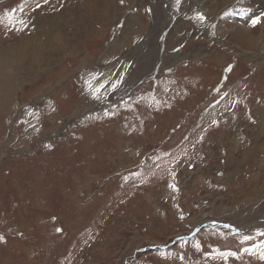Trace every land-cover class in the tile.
<instances>
[{
	"label": "rangeland",
	"instance_id": "1",
	"mask_svg": "<svg viewBox=\"0 0 264 264\" xmlns=\"http://www.w3.org/2000/svg\"><path fill=\"white\" fill-rule=\"evenodd\" d=\"M181 1L0 0V264H264V0Z\"/></svg>",
	"mask_w": 264,
	"mask_h": 264
},
{
	"label": "bare ground",
	"instance_id": "2",
	"mask_svg": "<svg viewBox=\"0 0 264 264\" xmlns=\"http://www.w3.org/2000/svg\"><path fill=\"white\" fill-rule=\"evenodd\" d=\"M50 1V0H49ZM126 2H127V4L129 5L131 2L133 3V0H125ZM162 1V0H161ZM166 1V0H165ZM176 1H178V0H170V2H169V5H170V7H172L174 4H176ZM183 1V0H182ZM181 1V2H182ZM233 0H223V3L224 2H227L228 4L229 3H231ZM96 2H99V0H96ZM103 2V1H102ZM180 2V1H179ZM234 2V1H233ZM258 2H259V0H258ZM260 2H261V0H260ZM45 3V2H44ZM48 3V2H47ZM158 3H159V0H158ZM187 3V2H186ZM217 3H218V0H214V2L212 3V4H214L215 6L217 5ZM99 4V3H98ZM101 4V3H100ZM103 4L106 6V2H103ZM102 4V5H103ZM181 4V3H180ZM196 4H197V6H199V7H197L196 6ZM91 5V4H90ZM184 5V4H183ZM191 5V6H190ZM190 7L189 8H191V14H195V13H199L200 11L201 12H203L202 13V15H203V17H206V21H209V18L213 15V13H212V10H210V9H207V8H205L204 7V4H202V2L200 1H198V0H196L195 2H192V3H190ZM100 6V5H99ZM181 6V5H180ZM229 6V5H228ZM154 7V6H153ZM204 7V8H203ZM153 9V8H152ZM184 9V8H183ZM186 9V8H185ZM184 9V11H185V13H186V10ZM195 9V10H194ZM157 10V8H155L154 7V11H153V17H152V19H150V18H148V16H147V18H146V24H142V23H140V22H138V17L137 16H135L134 14L132 15V16H130V18H131V20H132V26L130 27L129 26V29H128V31H127V33L126 34H124V38L125 39H122V40H120V42L119 41H117L118 43L115 45L114 44V47H113V49H114V51H117V53L118 52H120L121 50H124V48H125V46H127L128 44H131L132 42H134L135 41V39H140V38H145V40H146V38H148L147 36L149 35V31H151L152 32V30H151V28L153 29V32L154 31H157V32H159L160 30H162L163 29V24H162V22H161V17L159 16V14H158V10ZM45 11V10H44ZM48 11V10H47ZM102 11V10H101ZM183 11V12H184ZM52 12H53V10H52ZM173 12V11H172ZM33 13H34V11H33ZM162 14V13H161ZM187 14H189L188 12H187ZM200 14V13H199ZM47 15V14H46ZM65 15V14H64ZM150 15V14H149ZM186 15V14H185ZM185 15H182V18L181 19H179V22H178V25L176 26L177 27V29L178 28H180L181 27V25H182V20H183V16H185ZM124 17V16H123ZM163 17V16H162ZM213 17V16H212ZM193 18V17H192ZM82 19V18H81ZM80 19V20H81ZM83 20V19H82ZM129 20V19H128ZM165 21H167V20H165ZM190 21V20H189ZM33 22V21H32ZM131 22V21H130ZM2 23V22H1ZM63 23H64V21H63ZM63 23L60 25V22H58V31H57V34L55 33L54 35H51L50 36V38H49V40H50V42H49V44L47 45V47H51L52 49L53 48H56V46L59 44V42H58V40H59V37L61 36V34H59L60 33V31H62V29H63ZM82 23V22H81ZM124 23H126V22H124ZM161 23V24H160ZM208 23V22H207ZM177 24V23H176ZM236 24V23H235ZM81 26H83V25H81ZM150 28H149V27ZM210 26V25H209ZM232 26H233V24H232ZM76 28H78V27H76ZM125 28V27H124ZM211 28V27H210ZM233 28H235V32H234V35L236 36V37H242V38H250L249 37V31L244 27V26H241V25H235V26H233ZM89 29V28H88ZM177 29L175 30V31H177ZM6 30V29H5ZM174 30V29H173ZM211 30V29H210ZM126 31V30H125ZM59 34V35H58ZM63 34V33H62ZM79 35V34H78ZM120 35V34H119ZM152 35V34H151ZM154 35V34H153ZM36 36V35H35ZM155 36V35H154ZM31 37V36H30ZM33 37V36H32ZM64 37V36H63ZM39 38V37H38ZM75 38H77V37H75ZM133 38V39H132ZM35 39H37V38H35ZM66 39V38H65ZM27 40V39H26ZM62 40V39H61ZM132 40V42H130ZM165 40V39H164ZM34 41V40H33ZM37 41V40H36ZM41 41V40H40ZM71 41V40H70ZM23 43V42H22ZM70 44V46H72V43L71 42H69ZM161 44V43H160ZM166 44V43H165ZM60 45V44H59ZM74 45V44H73ZM29 46H31V47H33L34 48V55L36 54V55H38L39 56V53H41V55H44L45 54V56L46 57H43V58H45L46 59V61L50 64V59L52 58V57H50L48 54H52V55H54L56 52L53 50L51 53H48V51L47 52H44V50L43 49H46L45 47H43L40 43L39 44H29L28 42H26V44L24 45V47H23V53L24 52H26L27 50V48L29 47ZM66 47H68V46H62V47H59V48H57V51L58 50H62V49H64V48H66ZM74 47V46H73ZM31 49V48H30ZM18 50V49H17ZM30 51V50H29ZM183 51V50H182ZM8 52V51H7ZM50 52V51H49ZM172 52V51H171ZM2 53V52H1ZM11 53V52H10ZM28 53V52H27ZM30 53V52H29ZM114 53V52H113ZM116 53V54H117ZM198 53V52H197ZM9 55V54H8ZM40 55V56H41ZM114 55V54H113ZM120 55V54H119ZM174 56H177V55H174ZM173 56V57H174ZM197 56V55H196ZM8 57V56H7ZM26 57V56H25ZM125 57V56H124ZM172 57V56H171ZM31 58V57H30ZM8 59V58H7ZM45 59H44V61H45ZM5 60V59H4ZM9 60V59H8ZM32 66H35L36 64H37V60H36V58H33L32 57ZM128 60V59H127ZM41 62V61H40ZM115 65H117V67L118 66H120V62H117ZM114 65V66H115ZM38 67V66H37ZM128 67V66H127ZM123 68V67H122ZM162 68V67H161ZM119 70H121L120 68H119ZM118 70V71H119ZM118 71H117V73H118ZM22 73V72H21ZM195 80V79H194ZM191 82V81H190ZM170 84V83H169ZM171 85V84H170ZM172 88V87H171ZM13 97V96H12ZM69 99V98H68ZM8 110V109H7ZM9 111V110H8ZM219 127V126H218ZM202 131V130H201Z\"/></svg>",
	"mask_w": 264,
	"mask_h": 264
},
{
	"label": "snow or ice",
	"instance_id": "3",
	"mask_svg": "<svg viewBox=\"0 0 264 264\" xmlns=\"http://www.w3.org/2000/svg\"><path fill=\"white\" fill-rule=\"evenodd\" d=\"M197 18L200 19V20H203L204 19V17L202 15H199V14H198V17Z\"/></svg>",
	"mask_w": 264,
	"mask_h": 264
}]
</instances>
